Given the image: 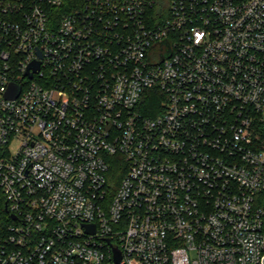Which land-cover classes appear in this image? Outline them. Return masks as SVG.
Instances as JSON below:
<instances>
[{"label":"built area","instance_id":"built-area-1","mask_svg":"<svg viewBox=\"0 0 264 264\" xmlns=\"http://www.w3.org/2000/svg\"><path fill=\"white\" fill-rule=\"evenodd\" d=\"M65 9L0 0V264H264V0Z\"/></svg>","mask_w":264,"mask_h":264},{"label":"trees","instance_id":"trees-1","mask_svg":"<svg viewBox=\"0 0 264 264\" xmlns=\"http://www.w3.org/2000/svg\"><path fill=\"white\" fill-rule=\"evenodd\" d=\"M84 0H66V9L65 12L72 11L73 8L81 6L83 4ZM155 14L158 16L160 15V10L157 11ZM114 174H117L118 171L114 170ZM4 207L5 203L3 202V214H4Z\"/></svg>","mask_w":264,"mask_h":264},{"label":"rangeland","instance_id":"rangeland-1","mask_svg":"<svg viewBox=\"0 0 264 264\" xmlns=\"http://www.w3.org/2000/svg\"><path fill=\"white\" fill-rule=\"evenodd\" d=\"M18 147H19L18 143L12 146L11 150H12L13 154L17 153Z\"/></svg>","mask_w":264,"mask_h":264},{"label":"water","instance_id":"water-1","mask_svg":"<svg viewBox=\"0 0 264 264\" xmlns=\"http://www.w3.org/2000/svg\"><path fill=\"white\" fill-rule=\"evenodd\" d=\"M36 68H38V64L36 65ZM15 88V86L14 85H12L11 86V94L10 95H12V93H13V89ZM117 261L119 262L120 261V258H117Z\"/></svg>","mask_w":264,"mask_h":264}]
</instances>
